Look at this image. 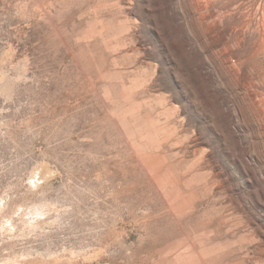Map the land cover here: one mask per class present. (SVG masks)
Wrapping results in <instances>:
<instances>
[{"label": "rangeland", "instance_id": "obj_1", "mask_svg": "<svg viewBox=\"0 0 264 264\" xmlns=\"http://www.w3.org/2000/svg\"><path fill=\"white\" fill-rule=\"evenodd\" d=\"M0 264H264V0H0Z\"/></svg>", "mask_w": 264, "mask_h": 264}, {"label": "bare ground", "instance_id": "obj_2", "mask_svg": "<svg viewBox=\"0 0 264 264\" xmlns=\"http://www.w3.org/2000/svg\"><path fill=\"white\" fill-rule=\"evenodd\" d=\"M216 15V14H215ZM219 15H221V14H219Z\"/></svg>", "mask_w": 264, "mask_h": 264}]
</instances>
